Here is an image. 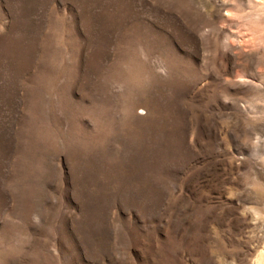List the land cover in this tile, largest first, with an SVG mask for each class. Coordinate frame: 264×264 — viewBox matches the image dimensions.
<instances>
[{
	"label": "rangeland",
	"instance_id": "374dc122",
	"mask_svg": "<svg viewBox=\"0 0 264 264\" xmlns=\"http://www.w3.org/2000/svg\"><path fill=\"white\" fill-rule=\"evenodd\" d=\"M0 264H264V0H0Z\"/></svg>",
	"mask_w": 264,
	"mask_h": 264
}]
</instances>
